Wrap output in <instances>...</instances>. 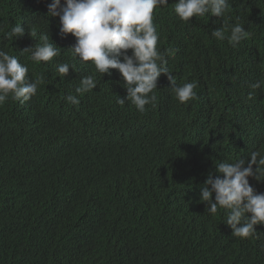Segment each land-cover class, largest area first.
<instances>
[{
	"label": "trees",
	"instance_id": "trees-1",
	"mask_svg": "<svg viewBox=\"0 0 264 264\" xmlns=\"http://www.w3.org/2000/svg\"><path fill=\"white\" fill-rule=\"evenodd\" d=\"M50 2L0 0V50L30 80L43 78L27 102L0 105V264H264V224L258 239L235 237L225 210L211 214L199 200L206 176L217 175L212 158L264 156V87H250L264 80V0H228L224 18L187 22L176 0L154 9L158 50L177 84L197 83V98L180 103L162 73L143 113L116 102L126 95L117 70L102 74L72 55L75 38L58 35ZM224 20L250 38L233 47L212 37ZM17 24L24 35L9 39ZM44 34L60 54L36 63L21 50ZM60 63L73 66L65 77ZM89 75L97 86L66 102ZM258 178L249 183L264 192Z\"/></svg>",
	"mask_w": 264,
	"mask_h": 264
},
{
	"label": "clouds",
	"instance_id": "clouds-1",
	"mask_svg": "<svg viewBox=\"0 0 264 264\" xmlns=\"http://www.w3.org/2000/svg\"><path fill=\"white\" fill-rule=\"evenodd\" d=\"M167 0H51L47 5V16L58 17V35L62 38L71 34L75 38L69 48L73 56L81 61H91L102 74L111 75V69L118 71L126 95L118 96L117 103L124 105L130 101L143 113L146 105L154 104L157 96L158 77L163 73L171 84V89L180 103L195 100L197 83L195 81L177 84L174 75L167 67L164 53L158 50L159 34L153 23V12L158 6L167 5ZM228 0H176L173 11L182 21L206 14L224 18L228 11ZM209 17V15H208ZM25 27L17 24L5 33L9 39L23 36ZM31 37L36 31L29 32ZM217 40H227L236 47L242 40L250 38L251 33L241 23L229 24L211 31ZM130 50V54H129ZM21 52L30 53L36 62H48L60 54V47L48 34L41 35L40 43L26 47ZM72 68L68 63H60L56 71L65 77ZM42 77L30 80L28 67L18 58L0 50V105L11 99L27 102L37 93ZM97 81L91 76L81 78L74 92L63 97L72 104H79V96L92 91ZM257 89L264 87V80L250 85ZM251 95V94H249ZM244 130L252 129L250 122L241 121ZM217 175L209 173L200 186L199 200L206 204L211 214L218 207L225 210L226 223L231 234L239 238H259L255 226L264 224V192H257L249 183V177H264V156L253 152L247 164L240 158L234 163L224 162L214 157ZM255 165V169L253 168ZM214 197V198H213ZM264 250V244L261 245Z\"/></svg>",
	"mask_w": 264,
	"mask_h": 264
}]
</instances>
